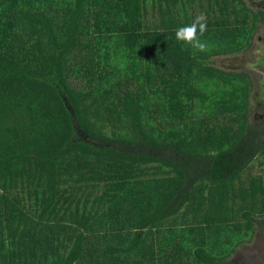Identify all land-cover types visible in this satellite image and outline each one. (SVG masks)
I'll list each match as a JSON object with an SVG mask.
<instances>
[{"label":"trees","instance_id":"1","mask_svg":"<svg viewBox=\"0 0 264 264\" xmlns=\"http://www.w3.org/2000/svg\"><path fill=\"white\" fill-rule=\"evenodd\" d=\"M188 1L0 0V264H223L264 224L254 77L213 60L263 11L200 0L198 52Z\"/></svg>","mask_w":264,"mask_h":264},{"label":"rangeland","instance_id":"2","mask_svg":"<svg viewBox=\"0 0 264 264\" xmlns=\"http://www.w3.org/2000/svg\"><path fill=\"white\" fill-rule=\"evenodd\" d=\"M248 2L251 5L250 0H248ZM187 3L189 4L188 9H189L190 13L193 14V17H195L201 13L205 14L206 18L208 17V15L206 14V10L209 7L207 2L204 4V3H201L200 0H195L194 2L190 3L188 1ZM251 6L253 7V4ZM263 27L261 28V31L259 32L260 34L257 35L254 46L251 50H248L242 54L217 56L213 59L215 65L221 69H224V70L249 71L252 68V64L256 63L258 58H259V60L264 58V51L257 52L260 49V43H259L258 38H259V36L262 35V30H264ZM249 72L254 75V73L252 71H249ZM261 74L264 77V74L262 72H261ZM263 77L261 75H259V78H261V80H263ZM260 89H261V87H260ZM262 89H264V84L262 85ZM262 91L263 90H259V88H257L256 91L254 92V96L252 99V106L254 108V112H255V114L258 113V115H261L264 113V110L262 111V109H260L261 103L264 106V99H263L264 93L262 94ZM260 95H262V96H260ZM262 168H264V161H262L261 158H259L253 163L251 168L245 173V177H243V178L245 180V184H246L247 188H250V181L252 182V180L250 178L253 177V178L259 179L262 175H263L262 177H264V174L262 173ZM237 184L239 186L241 183L237 182ZM220 196L222 198L221 194H220ZM198 198L202 199V202H203V200H207L209 204L212 202L213 198H215V200L218 201L216 195L213 196L209 193H202L201 195L198 196ZM240 203H242V202H240ZM204 205L206 206L207 203H204ZM187 209L188 208H186L183 212H181L177 216L169 219V221L167 223H174L177 220H179L181 216H190L188 214L190 212H192V210L191 209L187 210ZM196 210L194 212V216H195ZM243 211L244 210L242 208H239L238 210H236V212L238 214L242 213ZM262 216H263L262 214H259L260 220H262ZM221 222H222V219H221ZM181 225H183V224L181 223ZM256 228H257V232L254 234L252 240L248 239L242 246H240L238 248V250H236L235 253L229 258V260L226 261V263L233 262L236 259H241V262L249 261L252 264L253 262H255L257 260L264 259V224L260 225L258 223V224H256ZM115 245L119 246L120 244H115ZM254 250L255 251L257 250V252H256L257 258H254L252 255ZM259 250H260V253H259ZM243 259H245V260H243ZM195 264H197V263H195ZM258 264H260V263H258Z\"/></svg>","mask_w":264,"mask_h":264},{"label":"clouds","instance_id":"3","mask_svg":"<svg viewBox=\"0 0 264 264\" xmlns=\"http://www.w3.org/2000/svg\"><path fill=\"white\" fill-rule=\"evenodd\" d=\"M207 30L206 15L201 13L194 17L191 23L179 27L175 31L177 42L190 46L191 49L198 52H205L209 45L206 41L201 40V37Z\"/></svg>","mask_w":264,"mask_h":264},{"label":"flooded vegetation","instance_id":"4","mask_svg":"<svg viewBox=\"0 0 264 264\" xmlns=\"http://www.w3.org/2000/svg\"><path fill=\"white\" fill-rule=\"evenodd\" d=\"M251 2H252L251 5L253 4L254 10L257 11V12L263 11V15H264V0H262V1L253 0ZM263 26H264V23H261L260 31H261V28ZM259 32L257 33V35L260 34ZM257 35H256V37H257ZM256 37H255V40H256ZM258 40H259V43H260V49L257 52L264 51V30H262V35L259 36ZM254 43H255V41H254ZM249 71H252L254 73V75H255L254 76L252 74V76L254 77V88H253V92H252V99H253L254 92L256 91L257 88H259V90H263L262 91V94L264 93V89H262V85L264 84V77L261 74V72L264 74V58L263 59H260V60L258 58L257 62L252 64V68ZM258 74L263 77V80H261V78H259V75ZM260 87H261V89H260ZM260 96H262V95H260ZM263 99H264V97H263ZM262 106L263 105L261 103V108L260 109H262V111H263L264 110V106L263 107ZM253 111H254V108H253ZM254 117L257 120H259L260 118L264 119V113L261 114V115H258V113L255 114V112H254ZM256 252H257V250L256 251L254 250V252L252 253V255H253L254 258H257ZM259 253H260V250H259ZM236 260L233 261V262H230V263L229 262L228 263L224 262L223 264H251V262H249V261H243V262H241V259H236ZM243 260H245V259H243ZM258 263L264 264V259L257 260L255 262H253L252 264H258Z\"/></svg>","mask_w":264,"mask_h":264}]
</instances>
